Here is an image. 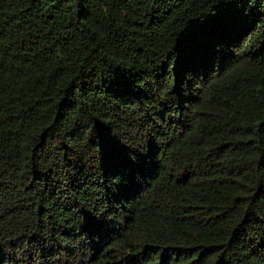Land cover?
<instances>
[{
	"label": "trees",
	"instance_id": "trees-1",
	"mask_svg": "<svg viewBox=\"0 0 264 264\" xmlns=\"http://www.w3.org/2000/svg\"><path fill=\"white\" fill-rule=\"evenodd\" d=\"M0 264H264V0H0Z\"/></svg>",
	"mask_w": 264,
	"mask_h": 264
}]
</instances>
